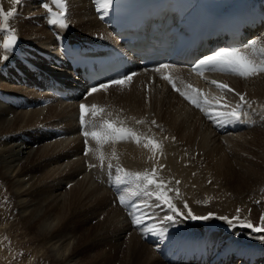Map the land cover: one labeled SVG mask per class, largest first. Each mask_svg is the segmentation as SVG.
Masks as SVG:
<instances>
[{
  "label": "bare ground",
  "instance_id": "1",
  "mask_svg": "<svg viewBox=\"0 0 264 264\" xmlns=\"http://www.w3.org/2000/svg\"><path fill=\"white\" fill-rule=\"evenodd\" d=\"M225 1L228 5L242 3L248 8L257 5L253 15L260 17L264 14V5L261 4L263 0ZM43 2L50 3V0H22L19 5H13L12 0H0L5 11L16 8V15L10 19L9 26L17 35L13 52L7 54L9 58L0 59V175L10 184L20 214L23 217L29 216V221L35 228L44 231L41 237L49 255L60 260L62 264H76L74 255H60L64 247L78 235V231L72 227L74 220L69 219L67 226L64 227L66 222L56 228L58 214L50 210V205L58 203L67 188L83 176L81 180L86 181L92 193L88 198L90 201L77 203V211L88 210L92 220L101 219V233L108 232L111 240L120 242L129 236L135 238L154 258L156 264H264V239L261 238L264 237V232L257 233L243 226L245 222H250L249 216L237 221L232 218L233 215L224 212L225 209H230V203L238 202L244 206L245 212L242 211V214H249L247 207H250L251 200H258L263 216L262 183L252 190H232L231 177L217 171L205 158L202 150L188 145L180 137V128L185 123H197L203 130L210 132L208 138L212 137V142L227 153L229 168L237 159L241 160V152L233 148L235 142L238 139H246L245 136L258 128L263 129L258 131H264V73L242 78L205 68L203 75H200L191 72L185 65H175L162 69L161 72L137 69L136 75L128 84L112 85L108 88H116L113 97L109 96L112 99L115 94L124 95L120 97L122 104L119 103L123 108L114 107L119 110L113 112H119L115 113L113 121L117 126L144 134L140 143L143 153L138 160L136 149L133 152L130 148L122 147L124 140L109 142L115 144L111 155L121 162L124 170L129 173H151L155 167L157 178L173 189L168 195L181 213L176 217L175 223H163L166 215H172L165 206L148 209L151 217L155 218L154 223L162 224L157 226L166 231L163 235L146 234L144 227H138L133 222L131 209L121 204L117 206L115 203L113 192L117 189L112 191L103 184L90 183L89 179H86L87 176L84 178L82 169H78V161H75L81 153V144L78 143L80 139L76 142V137L73 136L86 130L80 123V105L85 102L88 104V99L104 90L88 95L91 89L80 87L74 81L75 76L64 64L60 51L63 43L84 49L117 46L110 27L109 11L112 4L105 13L97 11V0H67L68 27L62 28L49 22L50 15L42 6ZM52 7L55 11V6ZM246 30L247 28L244 32V43L239 49H246L253 39L264 45V22L260 21L259 25ZM4 54L2 48V55ZM17 66L23 67L17 71L20 75L13 69ZM163 75H171L181 90L191 92V89H197L209 98L221 94L211 81L227 84L234 90L224 93L228 104L235 106L239 103L236 93H240L251 106H244L245 115H242L240 120L218 125L175 91L167 80L161 78ZM133 83L135 85H132ZM55 85H61L67 90L65 99L45 90ZM127 85V89L118 88ZM188 85H191V89ZM143 95L163 103L156 104L153 108H173L183 123L175 126L151 106L139 108L136 98ZM35 116H38V119L29 124L25 123L28 118ZM138 120L144 123L138 124ZM152 121L156 122L155 125ZM58 123H63V126L68 124V128L61 129L62 131L59 129L55 133H52L53 130L47 131V126H55ZM145 137L154 139L162 148L154 154L150 147L143 146L147 142ZM47 146H51V151L42 157L40 153ZM135 161L140 162L137 164ZM49 172L52 176L45 179ZM130 185L132 184L119 187L125 189ZM35 189H42L45 193L40 191L36 197H32L31 191ZM176 189L179 190V195L176 194ZM185 203L187 208L184 207ZM188 209H191L195 216L216 213L219 217L229 218L232 220L229 225L232 228L231 233H225L215 227L226 223V220H219L217 215L216 218L195 220L187 215ZM134 229H139L141 236Z\"/></svg>",
  "mask_w": 264,
  "mask_h": 264
},
{
  "label": "rangeland",
  "instance_id": "2",
  "mask_svg": "<svg viewBox=\"0 0 264 264\" xmlns=\"http://www.w3.org/2000/svg\"><path fill=\"white\" fill-rule=\"evenodd\" d=\"M2 5L3 4L0 3V7H2ZM9 27L11 28V26ZM0 33V45H2L3 43H1V39H5L8 35V32L0 30ZM2 56V47H0V57ZM13 69L18 75H20L17 71L23 69V67L17 66ZM134 83L137 84V82ZM134 83L132 85H135ZM126 87L128 88L129 85L118 88L127 89ZM115 90L116 88H111L107 91L98 92L97 94H94L91 99H88V104L85 102V105L87 104L88 106H91L95 104L98 107L104 109L102 116L98 117L97 120H93L90 115L85 118L91 124H95L97 129L100 126L99 123L101 124L103 120L113 121V117L116 115L115 113L119 112H113V110H119L117 108H123L122 105H119V103L122 104V98L120 100V97L124 95L115 94L116 96L114 95L113 99L115 100V97L119 98H116L115 101L111 98L113 97ZM118 100L121 102H118ZM136 100L139 108L151 106L153 110L158 111L163 118L172 122L175 126H179L181 123H183L182 119H180L173 108L164 106L160 107L159 109L153 108L156 104L163 105V103L158 100L155 101L154 99H150L148 96L144 95L141 98H136ZM111 103L113 105H111ZM121 112L122 111H120V113ZM36 119H38V116L28 118L25 123L29 124L31 121ZM98 120L101 121L98 122ZM73 123L75 124L76 122L73 121ZM62 124L58 123L55 124V126H47V131L51 132L53 130L52 133H55V131H59V129L62 131L68 128V124H64V126ZM134 126L137 127V125ZM88 130L91 131L93 129L89 127ZM258 130L263 129L258 128ZM258 130L250 132L247 136H245L246 139H238L235 142L233 148L236 150L239 149L242 154V159H237L236 163H234L230 168L228 166L229 161L227 159V153L221 151L212 142V137L211 139L208 138V136H210V132L203 130L199 124L185 123L183 127L180 128V137L188 145L198 150H202L201 152L204 154L205 158L212 166L217 169V171H219L221 174H228L231 177L232 190L241 192L244 190H252L258 187L259 183H262L264 187V131ZM83 132L75 133L76 136H73L74 138L76 137V142L80 139V142L78 143L81 144H79L81 153H79V155L76 157L77 159L75 160L78 161L77 164L79 163L78 169H82L83 175L85 174L84 178L87 176L86 179H89L90 183L92 182L95 185L103 184L112 191L117 189L115 192H113L115 198L113 194L111 192L110 193L112 194L115 203L118 206L120 205L119 196L126 194L127 190L133 189L134 186L130 185L127 188L122 189L119 187V185L125 186V184H117L115 181V169L117 167L124 169L123 164L117 161L114 156L111 155V151L114 152L115 144L109 142L97 144V142L91 137L86 138L83 135ZM136 134L141 138L144 136V134L140 132ZM124 141L125 143L122 144V147L130 148L132 151L136 149L135 152L138 153L136 159L138 160L143 153V149L140 144H137L132 139H126ZM50 151L51 146H47L43 149L40 155L45 157L50 153ZM86 152L87 155L85 154ZM230 155L232 154L230 153ZM100 156H103L104 158V167H101V161L99 159ZM139 162L140 161L136 163L138 164ZM109 163L113 165L111 174L107 167ZM91 165H95V167H91ZM51 176L52 173L49 172L45 175V179H49ZM2 177L3 176L0 175V264H62L60 260H56L49 255V250L45 246V243L41 237V234H43L44 231L36 229L35 225L29 221V216L23 217L20 214L17 208V199L15 196H13L10 184L5 177ZM82 177L83 176L79 177L80 180H76L67 188L68 190L64 192L58 203L50 205V210H54L58 214L56 228L59 225H64L66 222L67 224L64 225V227L67 226L68 220L73 219L74 222L72 223V227L78 231V235L73 238V240H71V242L67 244L66 247H64L60 255L64 257L71 254L74 255L76 258V264H156L154 258L150 256L147 250L142 245H140L135 238L129 236L120 242L111 240L108 236V232L101 233V226L99 225V223L102 221L101 219L99 221L92 220V215L88 210L77 211V203L83 200H89L88 198L92 193V191L87 187L86 181L81 180ZM43 179L44 178H42V180ZM40 191L45 193L42 189H35L31 191L30 195L32 197H36ZM101 192L103 193V191ZM129 198L135 203H140V201L143 199L142 197ZM253 201L254 200H251L252 203L250 207H247L249 214H242V211L245 212L244 206L238 202L232 204L230 203V206H228L230 209H225L224 212L226 214L233 215L232 218H234V216H239V218L249 216L250 222L254 226H261L260 217L262 216V209L259 207L260 203L258 200L254 202ZM236 209H239V213ZM232 212L235 213L232 214ZM77 215H79V217H77ZM212 215V218H216L218 216L216 213H213ZM218 218L221 220L219 216ZM154 220L155 218L153 217H146L144 225L140 226L146 227L149 225H162L158 222L154 223ZM229 225L231 224L226 222L223 224H218L215 227L225 233H231L232 228L231 226L229 227ZM32 228L35 229L36 233ZM134 230L139 236H141L139 229Z\"/></svg>",
  "mask_w": 264,
  "mask_h": 264
},
{
  "label": "snow or ice",
  "instance_id": "3",
  "mask_svg": "<svg viewBox=\"0 0 264 264\" xmlns=\"http://www.w3.org/2000/svg\"><path fill=\"white\" fill-rule=\"evenodd\" d=\"M22 0H12L13 5H19ZM98 7L97 11L107 12V9L111 6L112 0H97ZM42 6L50 15L49 22L53 25H59L62 28H67L68 24L66 22V13H67V0H50V3L43 2ZM55 6V11L53 7ZM16 15V8L13 7L11 10L5 11L0 7V30L7 31L8 35L4 39L3 44L0 47L4 50V55L0 59L7 60L8 53L13 52L14 46L17 42V35L15 31L9 27V21ZM103 19V17H101ZM170 66L162 64L158 68L154 69L156 72H161L162 69H168ZM205 68H210L212 70H219L221 72L231 73L242 78H249L260 73H264V45H261L260 42L256 39H253L247 45V48L242 50L238 48H225L220 49L212 55H209L202 59L198 64L192 69L194 72H197L200 75H203V70ZM136 73L125 74L119 79L111 80L108 83L100 84L99 86H94L88 93L92 95L98 91L104 90L107 91L112 85H125L131 82L133 76ZM168 81L171 84L172 88L177 91L181 96L193 104L196 108L204 112V114L213 122L218 125H222L226 122L238 121L241 119L242 115H245L243 108L246 104L250 107L251 105L248 101L245 100V96L240 93H236L239 96L240 102L232 106L226 102L225 92H233L234 90L230 88L227 84L219 83L215 80L211 81V84L215 85L216 88L220 91L219 96H214L209 98L202 91L197 89H191V85L187 87L191 89V92L181 90L177 87L176 82L173 80L171 75H163L161 77ZM222 101H224L222 103ZM104 112L103 108L98 107L93 104L91 106L81 104L80 105V123L85 129L91 127L93 130H85L83 135L88 138L91 137L97 142V144L108 143V142H118L126 139H132L137 144L141 143V137L136 134L132 129L117 126L114 121L103 120L99 128L95 124L86 122V117L91 116L93 120L102 116ZM111 115V114H109ZM138 124L144 123L142 120L137 121ZM155 125V121H152ZM146 143H144L145 148H151L153 153L162 148V145L157 141L151 138H147ZM174 139V138H173ZM87 142V139H86ZM87 155V152L85 153ZM101 161V167H104V158L103 156L99 157ZM95 167V165H91ZM108 169L111 170L113 165L109 163L107 165ZM163 166L161 165V168ZM115 181L118 184H132L134 185L133 189L127 190L126 194L119 196V202L121 205L129 207L130 215L133 217V222L140 226L144 225L145 218H151V214L148 209L158 208L165 206L172 215H166L163 218V223H175L176 217L181 215V213L176 208L175 204L172 202V198L168 195L169 192L173 189L168 188L167 184L162 180L157 178V169L153 167L151 173L148 171L145 172H136L129 173L124 169L117 167L115 169ZM122 173V174H121ZM179 183V181H177ZM176 194L179 195V190L176 189ZM129 197H142L143 199L140 203L133 202ZM185 208L188 207L187 203L184 205ZM239 212V209L237 210ZM187 215L195 220H207L211 217L212 214L208 216H195L192 214L191 209H188ZM220 219L226 220L229 224L232 223V220H229L227 217H220ZM233 219L239 221V216L234 217ZM261 226H254L251 222H245L243 226L252 229L254 232L261 233L264 232V216L260 217ZM143 231L148 234L153 235H163L166 231L165 229L158 227L156 225L146 226L143 228ZM264 239V237H261Z\"/></svg>",
  "mask_w": 264,
  "mask_h": 264
}]
</instances>
